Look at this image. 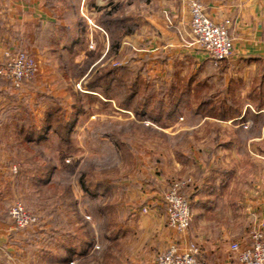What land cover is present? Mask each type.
Returning <instances> with one entry per match:
<instances>
[{
    "label": "crops",
    "instance_id": "0c3cea01",
    "mask_svg": "<svg viewBox=\"0 0 264 264\" xmlns=\"http://www.w3.org/2000/svg\"><path fill=\"white\" fill-rule=\"evenodd\" d=\"M200 1L214 21L231 20L234 54L219 66H214L193 42L190 13L184 0H0V64L7 50H25L39 64L34 80L27 81L21 89L0 76V264H71L72 261L85 264L91 260L93 244L85 221L72 224L73 209L64 215L67 222L62 226L55 223L50 230H37L40 235L51 232L49 241L40 244L50 250L41 251V246L35 252L36 257L26 254L17 258L14 252L20 245L31 244L29 230L12 229L6 204L21 196L28 186L43 184L46 177L40 170L48 161L57 168L52 160L42 159L37 150L27 154L28 147L35 149L47 138L59 136L51 130L41 141L26 142L25 128L30 115L40 124L46 111L60 104L68 118L74 103L70 89L80 94H95L99 96L98 102H113L124 110L121 103L126 92L121 90V78L96 90L88 87V81L99 69L122 67L126 48L138 57L135 72L146 79L148 91L161 94L171 86L191 84V93L184 94L179 108L194 104L200 90H205L207 96L216 94L217 100L235 93L246 104L242 114L228 120L198 112L189 116L178 112L171 120L179 116L184 122L170 130V120L162 133L171 139L198 138L193 144L179 143L183 148L176 152L183 153V158L172 154L167 163L162 157L161 161L155 159L152 163L149 146L139 150L136 145H128L133 156L128 161L123 159V164L130 167L133 180H128L125 191L116 182L113 192H103L104 218H113V226L108 230L112 238L107 245L110 257L104 252L102 258L92 262L157 264V254L171 244L193 243L199 248L198 257L206 264H241L231 251V243L248 245L252 227L264 219V106L256 110L247 98L253 86L264 80V0ZM124 25L128 28L125 34ZM95 49L99 58L88 63L81 78L86 87L78 84L75 88L68 76L71 66L80 62L78 57L89 59ZM155 75L161 78L157 82ZM45 87L47 100L36 101L38 92H43ZM156 89L160 90L156 92ZM32 100L39 104L36 110L30 107ZM85 113L84 106L72 134ZM130 114L133 121L141 122L134 112ZM151 129L140 132L144 142L154 141L153 134L145 136ZM210 139L212 142L206 145L205 140ZM119 150L122 154L123 150ZM15 157H20L17 164ZM252 158L255 160L251 161ZM22 167L27 170L21 171ZM177 178L186 181L184 193L193 209L192 223L185 234L168 226L163 203L164 190ZM111 200L120 202L119 207L113 208V216L106 211V203ZM145 206L150 208L147 213L142 211ZM55 214L58 217L59 211ZM75 226L83 227L79 233L82 232L87 242L69 240L70 233H76Z\"/></svg>",
    "mask_w": 264,
    "mask_h": 264
},
{
    "label": "rangeland",
    "instance_id": "374dc122",
    "mask_svg": "<svg viewBox=\"0 0 264 264\" xmlns=\"http://www.w3.org/2000/svg\"><path fill=\"white\" fill-rule=\"evenodd\" d=\"M123 11L126 12L125 9ZM127 31L128 28L126 25H124V34ZM130 50V48H126L124 51L122 67L135 71V69H137L135 66L137 64L135 60L138 57L132 55ZM98 52L99 51L95 49V51L91 53L90 57H88L89 59H84L82 57L76 58L80 62L74 63L71 66L72 68L70 73L68 74V76L72 79L75 88L78 87V84L86 87V84L81 81V78L86 73L85 71L88 69V66L94 61L98 60ZM34 78L32 80H34ZM158 79L160 80L161 78L155 75L154 81L157 82ZM129 80V78L123 80V85L121 87L123 92H126V85L130 84ZM55 84L57 83L55 82ZM44 86L49 89V84ZM117 86L116 95L119 97L118 95L120 86ZM46 87L43 89V92L41 90L38 92L40 96L35 97L37 98L35 99L36 101L47 100L48 97L44 93L48 91L46 90ZM159 90L160 89H156V92ZM112 94L114 95V91ZM36 101L32 100L29 102L31 109L36 110L38 107L39 104ZM85 110V116L80 119L76 130L71 136L72 150H70V152L67 153L63 150L64 144H61V139L59 136H51L47 138V140H44L42 143H40V145H36L37 147H35V149L34 147H28V155H32L33 151L37 150L39 153H41L40 155L42 159L46 158L52 160L54 164L57 165V168L53 170L51 178L48 179L47 182L44 180L43 184L38 186L40 188L32 185L28 186L27 191H21V196L12 198L8 205L6 204L7 211L9 213V210L14 203L22 202L26 205L29 211L38 217L36 224L21 229L27 231L29 230L28 235L30 238L28 240L31 242V244L28 246L20 245V249L14 252L17 258L26 257V254L36 257L37 254L35 252L38 248L41 249V242L49 241L51 234L50 231H47L48 233L40 235L37 234V230H50L52 225H55V223H58L59 226L56 225L57 227L62 226L61 224H65L67 220L65 219L66 217H64V215L67 214L68 210H71V206L74 207L72 208L74 210V217H72L71 222H74V224L77 225L78 220H80L81 223H83L82 221H85L84 225L88 232L89 241H92L93 243V250L89 255L91 260L86 261L85 264H96V261H92L94 259L97 260L98 258H102V256H104V252H106L105 254L108 257H110V255L107 253L109 251L107 249V245L112 238H110V232L108 230H110V226H113L110 223L112 222L113 218H104V193L109 191L113 192V183L116 182L122 184L121 186L125 191L127 188L126 183L130 182L128 180H133V177L131 176L133 172L130 170V167H127L123 164V159L130 160L133 154H131V152H128L127 154L122 152L121 154L119 150L120 147L116 142L124 141L125 144L128 143V145H136V147L138 146L137 149L139 150L142 147L145 149L147 146H149L152 152V163H155V159L161 161L159 159L160 157H162L164 162L166 161L167 163L171 160L172 154H174L176 157L182 158L185 156L181 152H176L177 149L183 148L180 147L181 144L179 143H183V141H185L184 143L189 142L187 143L189 145L190 143L193 144L196 142V140H198V138H175L176 136L173 137L174 139H171L162 133V129L166 127L168 121L178 114V112L179 115L184 116H189L195 112L194 104L191 103L182 105L181 108H178L177 112L164 123L152 121L150 119H143L141 122L137 123L133 121L134 119L130 114V112H134L133 108L122 110L120 109L119 105L116 106L113 102H91L85 105ZM177 118V120H171L170 124L172 126L170 127V130H172V128H176L178 123L180 124V122H184L181 118H179V116H177ZM191 122L194 124L196 123L195 120H191ZM246 126L249 127L248 125ZM145 128H152L151 130H153H150V132H148L149 134L145 133V136L149 137L151 134L154 135V139L152 138L154 141L151 143L144 142L142 139L143 137L141 136L140 132H142V130ZM135 135H137V137ZM211 142L212 139L209 141L205 140L206 145ZM32 146H35V144ZM133 150L136 151V149ZM140 153L143 154L145 152L142 151ZM239 156V158L243 160V155L241 153H239ZM19 158L20 157L13 158L14 163L17 164L18 162H16V160L18 161ZM255 158L258 159V157ZM253 160L255 159L252 158L251 161ZM17 166V170L20 171L19 164ZM25 170L27 169L22 167L21 171ZM84 173L89 174L91 181L94 183H108L111 186V189L106 190V186L98 187L93 185L90 193L86 192L82 188L81 184V179L83 178ZM176 180L178 181L181 179L177 178ZM171 185L172 184H170V186ZM168 189L169 188L165 189L164 191L166 192ZM92 192L95 194H92ZM70 194H74L75 197H70ZM109 205L112 207L110 208ZM119 206V201L118 203H115V201L112 200L108 201L106 203V211L110 210L109 212L112 214L111 216H113V208ZM147 208L150 210L149 207ZM58 211L59 215L57 217L55 213ZM76 227L77 226H75V228ZM59 240H61V238H59ZM123 245H126V243ZM128 249L129 245L124 247V251ZM43 250L48 251L50 249L43 247L41 251ZM41 251L39 255H41ZM160 253L161 252L157 254V257L160 255ZM14 254H12V256ZM56 254L59 253L56 252ZM46 257L47 256H45V258ZM71 264H80V262L74 263V261H72Z\"/></svg>",
    "mask_w": 264,
    "mask_h": 264
},
{
    "label": "built area",
    "instance_id": "2783aa9c",
    "mask_svg": "<svg viewBox=\"0 0 264 264\" xmlns=\"http://www.w3.org/2000/svg\"><path fill=\"white\" fill-rule=\"evenodd\" d=\"M184 1L190 13L193 42L208 55L214 66H219L224 60L231 58L234 54V39L230 33L231 20L216 22L209 17L200 0ZM4 57L0 64V76L14 88L21 89L25 82L37 75L38 61L27 51L7 50ZM185 184L184 180L174 181L163 195L167 224L180 234L187 233L193 219L191 202L184 193ZM142 211L147 213L149 210L143 207ZM9 215L14 230L26 228L38 221V217L22 202L14 203ZM230 247L239 263L264 264V219L258 220L252 227L248 245L243 246L235 241ZM198 254L199 248L193 243L185 246L171 244L157 257V263L206 264Z\"/></svg>",
    "mask_w": 264,
    "mask_h": 264
},
{
    "label": "trees",
    "instance_id": "16d2710c",
    "mask_svg": "<svg viewBox=\"0 0 264 264\" xmlns=\"http://www.w3.org/2000/svg\"><path fill=\"white\" fill-rule=\"evenodd\" d=\"M115 78L130 79L127 84L126 96L121 103L123 109H134V113L141 119H150L152 121L164 123L167 119L172 117L180 107L184 94L191 93V84L187 83L185 87L182 85L171 86L167 90H162L161 94L150 92L147 90L145 80L141 78L134 70H129L124 67H110L97 70L90 80L88 81V87L91 90H96L100 87L109 85ZM264 79V78H263ZM187 86V87H186ZM182 89H184L182 91ZM73 96V106L71 114L66 116L64 106L57 104L54 107L49 108L46 111L45 117L40 124H36L35 118L30 115L28 117V125L26 126V136L24 137L26 142L41 141L46 138L49 131L54 130L58 133L61 144H64V151L70 152L71 148V134L78 121V117L84 112V106L86 103L96 102L99 100V96L95 94H80L75 90L70 89ZM205 91V90H204ZM203 90H200L194 99L195 112L202 113L204 115L216 117L222 120H228L242 114L245 107V101L237 94L233 93L229 96H223L220 99H216L217 95H206ZM252 105L256 110H261L264 106V80L258 81L253 86L251 92L247 95ZM120 149L124 153H128V144L124 142H116ZM128 161V159H126ZM55 169L52 162L44 164V168L41 169L42 175H44L45 181L51 177L53 170ZM82 188L90 193L93 185L101 187L106 186V190H110L111 186L103 183H94L91 181L89 174L84 173L81 179ZM111 191H109L110 193ZM92 194H95L92 192ZM71 196V194H70ZM72 197V196H71ZM70 207V206H69ZM111 208L112 206L109 205ZM74 208L73 206L70 209ZM110 211V210H109ZM74 223V222H71ZM113 225V220L110 222ZM83 227L76 228V233L72 235L70 233L69 240H83L82 232L79 233ZM87 242L86 239L83 240ZM91 246H92V241ZM70 252H73L70 250ZM73 255H70L72 258Z\"/></svg>",
    "mask_w": 264,
    "mask_h": 264
}]
</instances>
